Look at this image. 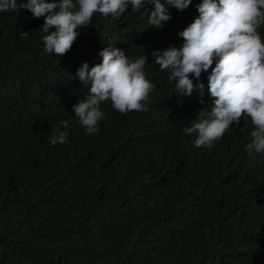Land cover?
Wrapping results in <instances>:
<instances>
[{
    "label": "trees",
    "instance_id": "16d2710c",
    "mask_svg": "<svg viewBox=\"0 0 264 264\" xmlns=\"http://www.w3.org/2000/svg\"><path fill=\"white\" fill-rule=\"evenodd\" d=\"M198 3L169 6L161 27L146 2L96 12L62 55L43 51V17L19 3L0 13V264H264V155L245 148L254 125L242 114L211 147L193 146L184 127L209 110L207 87L177 96L152 64L153 50L182 43ZM109 45L146 54L153 89L140 111L103 102L87 134L72 112L88 88L76 72ZM62 120L67 141L52 145Z\"/></svg>",
    "mask_w": 264,
    "mask_h": 264
},
{
    "label": "clouds",
    "instance_id": "9594fccd",
    "mask_svg": "<svg viewBox=\"0 0 264 264\" xmlns=\"http://www.w3.org/2000/svg\"><path fill=\"white\" fill-rule=\"evenodd\" d=\"M145 2L151 6L148 24L161 27L170 18L169 6L184 10L192 0H0V13L16 10L19 3L34 17H43V51L62 55L94 13L115 17L129 4L136 11ZM195 7L198 15L177 34L182 43L153 50L152 64L167 70L177 96H191L195 91L203 97L207 87L209 110H201L184 127L186 134L195 137L193 146L211 147L230 125L240 123L243 114L254 125L247 152L264 155V37L260 31L264 0H200ZM99 56L100 63L90 67L84 62L76 72L88 88L83 99L72 105V112L87 134L98 131L104 119L103 102L110 101L120 113L140 111L153 89L145 75L146 54L133 59L109 45ZM202 71L208 72L207 85L199 79ZM68 123L60 121L63 130L54 132L48 143H65Z\"/></svg>",
    "mask_w": 264,
    "mask_h": 264
}]
</instances>
